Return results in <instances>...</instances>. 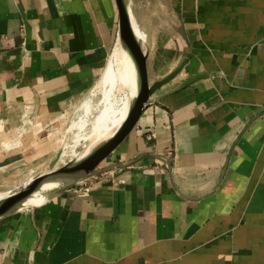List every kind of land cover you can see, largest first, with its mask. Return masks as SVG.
<instances>
[{
	"label": "crops",
	"instance_id": "1",
	"mask_svg": "<svg viewBox=\"0 0 264 264\" xmlns=\"http://www.w3.org/2000/svg\"><path fill=\"white\" fill-rule=\"evenodd\" d=\"M177 9L150 82L187 62L100 168L124 166L0 217V264H264V0ZM117 37L115 0H0V170L54 150Z\"/></svg>",
	"mask_w": 264,
	"mask_h": 264
},
{
	"label": "water",
	"instance_id": "2",
	"mask_svg": "<svg viewBox=\"0 0 264 264\" xmlns=\"http://www.w3.org/2000/svg\"><path fill=\"white\" fill-rule=\"evenodd\" d=\"M115 2L118 11L119 40L133 60L137 72L136 92L127 118L119 125L110 138L99 144L83 158L72 159L60 167H52L44 173H37L27 182L10 191L7 196L0 199V217L31 208L25 203L41 191L46 184H56L55 187L49 190L50 196L47 198L49 200L51 197L69 190L81 181L90 179L113 167L124 166V164L116 163L100 168V165L136 126L147 102L153 97L155 92L175 79L183 70L187 58H183L175 68L161 78L150 82L147 68L149 48L147 44L143 43L144 41H140L136 37L131 18L133 15L131 6L128 7V0H115ZM199 77L200 75L189 78L184 82V85L192 83Z\"/></svg>",
	"mask_w": 264,
	"mask_h": 264
},
{
	"label": "rangeland",
	"instance_id": "3",
	"mask_svg": "<svg viewBox=\"0 0 264 264\" xmlns=\"http://www.w3.org/2000/svg\"><path fill=\"white\" fill-rule=\"evenodd\" d=\"M177 8L178 0H131L133 16L139 25L140 32L144 39L143 43L147 44L148 48L149 46L151 47V45H161L173 31L175 27V18L178 15ZM88 92L72 103L66 105L58 113L57 119L45 127L40 133L41 138L48 137V135L54 136L56 147L53 151L49 152L48 155L44 156L37 162L26 165H13L0 170L1 190L12 191L21 186L33 173H44L52 167H60L61 165L58 166L57 164L59 163L64 145L66 142L75 139L74 136L76 135V132L79 142L74 150L78 153L82 152L83 154H86L88 149L96 140H98L100 133H102L107 126V106L101 103L100 95H97L92 102L88 103L89 106H92V110L86 114L87 117H85L86 115L79 110L81 104L87 102L86 95ZM79 125H82L83 128ZM95 126L96 128L94 132L89 134ZM75 130H78L79 132ZM85 133L87 134L86 136ZM15 138L16 135L14 139ZM14 139L13 142H11L12 146L15 145V141L17 140ZM83 140L84 142L81 143ZM9 145V142L1 144L0 153L10 151L11 149L9 148ZM102 165L103 163L100 167Z\"/></svg>",
	"mask_w": 264,
	"mask_h": 264
},
{
	"label": "bare ground",
	"instance_id": "4",
	"mask_svg": "<svg viewBox=\"0 0 264 264\" xmlns=\"http://www.w3.org/2000/svg\"><path fill=\"white\" fill-rule=\"evenodd\" d=\"M130 6H131V0H128V7ZM131 18H132L136 37L138 38V40L144 41L142 34L140 32L139 25L135 21L133 15L131 16ZM136 79H137V72H136L135 64L131 59L130 55L128 54V52L126 51L125 47L121 44L118 36L113 46V50L111 51V54L108 58L105 68L103 69L102 73L100 74V77L98 78L94 86L89 90L88 94L86 95L87 102L81 104V106L79 107V110L86 115L92 110V106H89L88 103L92 102V100H94V98L97 95H100L101 103L107 106V110H106L107 126L104 128L102 133H100L98 140H96L93 143V145L88 149L86 154H83L82 152L81 154L74 150V148L77 146L79 142L76 132V135L74 136L75 139L73 138L74 139L73 141H69L65 143L64 149L61 152L59 163L58 164L56 163L58 166L72 159L78 160L83 158L84 156L89 154L94 148H96L99 144H101L102 142H104L105 140H107L112 136V134L117 130L119 125L127 118L130 112L132 99L135 95L136 87H137ZM85 117H87V115ZM82 125L79 126L83 128ZM95 128L96 126L92 129V131L89 134H92ZM86 135L87 134L85 133V136ZM82 142H84V140L81 141V143ZM36 174L37 172L33 173L28 179H26L25 182H27L30 178H32ZM55 186L56 184L44 185L41 191H39L33 197H31L25 204L32 206L34 204L46 200L50 196L49 193L50 188ZM9 193L10 191H4L0 189V199L4 198Z\"/></svg>",
	"mask_w": 264,
	"mask_h": 264
},
{
	"label": "built area",
	"instance_id": "5",
	"mask_svg": "<svg viewBox=\"0 0 264 264\" xmlns=\"http://www.w3.org/2000/svg\"><path fill=\"white\" fill-rule=\"evenodd\" d=\"M90 188H91L90 179H87L75 184L70 189H72L74 191V194L76 195L85 196L89 194Z\"/></svg>",
	"mask_w": 264,
	"mask_h": 264
}]
</instances>
